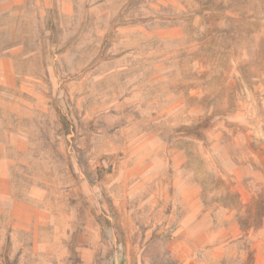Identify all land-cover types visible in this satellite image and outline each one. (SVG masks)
<instances>
[{"label": "rangeland", "instance_id": "rangeland-1", "mask_svg": "<svg viewBox=\"0 0 264 264\" xmlns=\"http://www.w3.org/2000/svg\"><path fill=\"white\" fill-rule=\"evenodd\" d=\"M0 264H264V0H0Z\"/></svg>", "mask_w": 264, "mask_h": 264}]
</instances>
